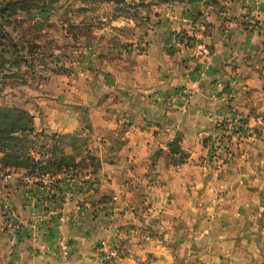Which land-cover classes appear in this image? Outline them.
I'll return each instance as SVG.
<instances>
[{
  "label": "crops",
  "instance_id": "1",
  "mask_svg": "<svg viewBox=\"0 0 264 264\" xmlns=\"http://www.w3.org/2000/svg\"><path fill=\"white\" fill-rule=\"evenodd\" d=\"M143 40L72 75L71 96L40 98L43 128L87 120L95 163L0 176V264H100V241L120 242L117 264H264V0L173 2L126 38Z\"/></svg>",
  "mask_w": 264,
  "mask_h": 264
},
{
  "label": "rangeland",
  "instance_id": "2",
  "mask_svg": "<svg viewBox=\"0 0 264 264\" xmlns=\"http://www.w3.org/2000/svg\"><path fill=\"white\" fill-rule=\"evenodd\" d=\"M8 1L0 0V7ZM173 2L182 3L181 0H38L24 8L19 0L12 9L2 13L0 105L27 111L33 118L34 129V132L26 133L21 146L9 149L19 155L18 159L11 157L10 163L24 160L27 155L45 160L51 156L48 148L54 146L51 134H64L38 124L42 114V109L38 108L41 97L53 99L51 104H56L55 101L71 96V76L92 73L93 67L102 63L105 52L108 53L106 58H111L108 55L114 52L113 49L132 44L147 47L145 40L131 43L126 38L148 31L161 20L170 18ZM83 122L81 129L69 133L77 137L75 149L67 150L69 147H64L63 143L68 140L63 139L54 152L58 156L62 153L61 147H64L66 154H73L75 160L80 156L84 162L75 169L62 171L81 170L82 165L89 162L91 154L88 155L85 150L87 146H95V143L86 131L91 128L90 125L85 119ZM238 122L247 128L243 122ZM226 130L229 131L228 126ZM226 137L223 135L218 140ZM216 146H219L218 141ZM3 155L0 152V158ZM17 169L26 168L4 166L0 160V176L6 170ZM32 173L41 174L38 170ZM119 243L114 245L110 241H100L96 245L100 264L119 262V258L124 256V249ZM171 253L176 255L177 251L174 249Z\"/></svg>",
  "mask_w": 264,
  "mask_h": 264
},
{
  "label": "trees",
  "instance_id": "3",
  "mask_svg": "<svg viewBox=\"0 0 264 264\" xmlns=\"http://www.w3.org/2000/svg\"><path fill=\"white\" fill-rule=\"evenodd\" d=\"M17 1L19 0H9L8 2H5L2 7H0V17L3 16L5 11L12 9L16 5ZM33 1L38 0H28V5L26 0H21V7H30V2ZM197 1L201 0H181V2L185 3H193ZM32 120L33 118L31 115L22 108L0 105V152L4 153L0 160L4 166L9 165L11 167H23L26 169H31V172L38 170V172L41 173L40 175H50L68 168L75 169L76 167H79L82 162H84V158L75 160L76 158L74 159L73 154H66L64 152V147H70L72 150H74V142L77 140L75 135L64 133L51 134L54 146H50L51 148H48V152L51 156L45 158V160H36L33 156L27 155L24 160H17L13 163H10L11 157L18 159L19 155H16L14 150L9 151V149H14L17 145L21 146L22 141L27 136L26 133L34 132ZM63 139L68 141L63 143L65 146L61 147L62 153L56 156L54 151L59 149V146L57 145L62 144ZM88 159L89 162H85L82 165V168H85L88 165L94 166L95 158L91 155L88 156Z\"/></svg>",
  "mask_w": 264,
  "mask_h": 264
},
{
  "label": "built area",
  "instance_id": "4",
  "mask_svg": "<svg viewBox=\"0 0 264 264\" xmlns=\"http://www.w3.org/2000/svg\"><path fill=\"white\" fill-rule=\"evenodd\" d=\"M199 53L202 54V55H206L207 54V49L202 47L200 49ZM221 124H223L222 121H220L219 124H218L219 130L217 131V133L214 136L213 143H209L207 145L209 149L215 148L217 141L218 142L220 141L218 139H220L221 136L226 135L227 130H226V128L223 125L221 126ZM234 124H237L238 126H240V123L239 122L237 123V120L234 118V119L231 120V124H230L229 128H231ZM72 192H73V186L70 184L65 189L64 198H68L71 195ZM85 214H86V209L85 208H80L76 214H72V218L71 219H72L73 222H75L76 219H77V216H83ZM5 231H6L7 235L9 236V238L11 240V243H13L17 239L18 225L14 224L12 221H8L5 224ZM60 244H61L62 255L64 257H68L69 254H70V245H68L67 242H64L62 238L60 239Z\"/></svg>",
  "mask_w": 264,
  "mask_h": 264
}]
</instances>
